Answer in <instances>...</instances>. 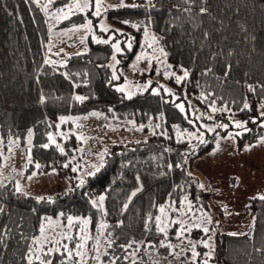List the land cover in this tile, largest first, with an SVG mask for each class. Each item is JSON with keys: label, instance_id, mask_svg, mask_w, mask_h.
<instances>
[{"label": "trees", "instance_id": "obj_1", "mask_svg": "<svg viewBox=\"0 0 264 264\" xmlns=\"http://www.w3.org/2000/svg\"><path fill=\"white\" fill-rule=\"evenodd\" d=\"M72 1L0 0V143L23 144L31 130L27 171L62 170L71 180L70 188L53 199L17 192L12 183L0 185V264H41L45 259L62 264L63 245L75 251L81 242L85 264H110L114 257H119L116 264H157L170 259L179 242V223L166 221V235L157 231L154 218L161 206L169 210L166 218L182 206L204 213L206 219L209 215L207 234L197 227L185 232L194 242L211 236L210 248L197 243V262L211 251L209 264H264V200L251 197L246 203L252 219L249 232L228 233L222 230V211L207 202L212 192L190 171V162L211 149L217 136H235L238 147L264 137V0H149L107 12L120 25L137 24L138 33L143 27L152 30L172 68L188 71L183 81L187 97L180 104L162 93L125 97L115 87L110 45L91 41V36L85 51L66 56L60 64L46 63L49 36L42 7L60 9ZM86 18L74 14L61 25ZM93 112L131 120L141 135L113 143L99 171L84 177L81 186L71 169L80 140L63 135L72 123L61 118ZM69 216L72 227H66ZM52 218L60 221L56 228L61 237L42 241L41 226ZM80 219L88 224L80 225ZM133 241L127 251L120 247ZM54 246L60 251L46 256Z\"/></svg>", "mask_w": 264, "mask_h": 264}, {"label": "rangeland", "instance_id": "obj_2", "mask_svg": "<svg viewBox=\"0 0 264 264\" xmlns=\"http://www.w3.org/2000/svg\"><path fill=\"white\" fill-rule=\"evenodd\" d=\"M148 1L104 0L106 10L100 17L93 15L92 8L85 9L83 12L76 9L74 5L78 0H73L65 7L60 8L64 10L63 12H58V9L47 10L46 7H42L46 16L49 36L46 60L58 64L65 62L66 56L87 49L90 36L91 41L96 43H103L100 41L106 40L111 47L110 68L118 79L115 87L119 91L123 89L121 92L125 97H132L144 92L162 93L174 102L183 103L187 97L183 92L184 80L178 84L175 79V76H183V72H177L172 68L164 50L163 53L160 51L163 48L153 31L143 27L138 33L137 24L130 22L120 25L114 19L109 18L107 14L111 9L122 7V4L123 6H136L147 4ZM69 5L73 6L71 11H69ZM78 13L87 16L84 22L61 25L62 22ZM88 21H91L89 28L80 27ZM128 25L132 27L136 25L133 27L136 30L129 29L126 27ZM103 28H107L108 31H103ZM129 41L131 48L128 47ZM117 42L121 48L120 52H116L112 46ZM136 43L137 46L132 48ZM149 45L152 46L149 47ZM128 52H131L130 56L127 55ZM113 56H115V60H113ZM127 59V64L124 65ZM165 73H175V75L165 76ZM188 108L194 112V107L189 105ZM72 117L74 116L63 117L61 121L72 123L71 126L63 130V135L69 137L72 134L80 140V144L77 146L79 155L73 157L76 162L71 163V169H77L72 174V177L77 181L96 171V167L101 164V157L113 143L141 135L140 127L134 125L131 120L108 118L100 112ZM213 143L214 146L211 149L190 162V171L206 191L212 192L207 202L211 207L217 205L222 211V230L232 234L247 233L251 230L252 219L246 209V203L251 197L264 195V137H259L256 141L242 147H238L236 137L233 135L217 136ZM31 147L32 136L29 138L28 134L23 144L13 141L5 145L0 143V185L12 183L16 189L19 184L21 193L48 199H53L69 189L71 180L68 172L65 173L57 169L45 173L27 171L30 165L28 161L31 160ZM168 211L159 215L165 223L182 221L189 229L195 227L196 224H201L200 228H203L209 219V215L206 219L204 213L193 212L191 208L187 209L185 206L177 209V214L173 218H169V215L166 218ZM53 220L55 219H49L43 226L44 232L40 231L38 237L40 240H53V238L61 237L60 221ZM208 236L210 235H207L206 239ZM190 241L194 242L184 233L178 244L171 250L170 259H161L157 264H165L167 260L168 264H193ZM209 243L212 244L211 240ZM171 253H178V255ZM153 257L157 256L153 254ZM204 259L201 258L200 262L195 260V264H203Z\"/></svg>", "mask_w": 264, "mask_h": 264}, {"label": "snow or ice", "instance_id": "obj_3", "mask_svg": "<svg viewBox=\"0 0 264 264\" xmlns=\"http://www.w3.org/2000/svg\"><path fill=\"white\" fill-rule=\"evenodd\" d=\"M49 2L51 3L52 0H49ZM123 6V4L121 5ZM69 7V11H71L72 7L71 5L68 6ZM74 7L76 9H78L79 11L83 12L85 9H88V8H92L93 9V15L97 16V17H100L102 15V12L106 10V7H105V3H104V0H78V2L74 5ZM58 12H63L64 10L63 9H58L57 10ZM201 11H206V9H201ZM65 18H67V16H65ZM123 23H128V21H124ZM91 26V21H88L86 24L84 25H81L80 27H83L85 29L89 28ZM133 27H136V25H133ZM103 31H108L107 28H103L102 29ZM145 34L147 35V31L145 32ZM156 39V38H154ZM100 42H103V43H107L108 41L104 40V41H100ZM113 48L115 49L116 52H120L121 51V48L119 47V43H114L113 45ZM152 45H149V47H151ZM128 47L131 48V42L129 41L128 43ZM160 51L163 53V49H160ZM115 56H113V60H115ZM137 59L139 60L140 57L138 56ZM46 63H50L51 61H45ZM168 75H175V73H165V76H168ZM188 76V71L187 70H183V76H175V79H176V82L179 84L182 80H184L186 77ZM117 77L114 75L113 76V79H116ZM121 91H123V89H120ZM250 90H254L251 88L250 86ZM155 91V90H154ZM76 100H83L84 98L83 97H80V96H76L75 97ZM179 107H181V109L183 110V106L180 105ZM249 105L247 103L244 104V108H248ZM262 108H264V104L261 105ZM215 110V109H214ZM260 115L262 117H264V112H261ZM63 120V118H61ZM236 123V127L238 128H244V123H241V122H235ZM221 127H227V125H220ZM28 136L29 138L32 136V132L31 130H29L28 132ZM49 139L51 140V136L49 137ZM29 143H30V140H29ZM43 147H48L47 144L43 145ZM61 151H63V149H61ZM102 159V157H101ZM29 163H31V160L29 159L28 161ZM102 166V164H101ZM36 167H40L39 164L36 165ZM64 167H68L67 164L64 165ZM95 167V166H94ZM73 171H76L77 169L76 168H73L72 169ZM96 171H99V167H96ZM90 175H93L94 173H89ZM84 184V180L81 179L80 180V185L82 186ZM201 187H203V185H201ZM16 191L17 192H20L21 191V188L19 186V184H17L16 186ZM133 195H135V193H133ZM256 198H259L261 200H264V195H261L259 197H252V199H256ZM38 199H43L42 197L41 198H38ZM104 200V197L103 196H100L99 197V202H102ZM97 201L96 200H93L92 201V204L94 206L97 205ZM159 212L161 214H164L165 213V208L163 206H161L159 208ZM63 215V214H61ZM210 219V218H209ZM153 218L152 217H149V221H152ZM154 223H155V226L157 228V231L160 232V233H164L166 235L167 233V225L165 224V222L162 220V217L161 216H156L154 218ZM172 223H179L180 224V228L177 230V233H176V236H177V239H180L185 232L187 231H190V229L188 227L185 226V224L182 222V221H172ZM79 224L80 225H87L88 224V220L87 219H80L79 220ZM74 226V221H73V217L69 216L67 217V225L66 227H72ZM195 227L197 228H200L201 227V224H196L194 225ZM103 227H106L105 225H101V228ZM146 229L148 227V225L146 224L145 225ZM203 232L205 234H207L209 232V229L207 227H203L202 228ZM41 233L44 232V227L41 226V229H40ZM79 231L80 232H84L85 229L83 227H80L79 228ZM86 238V235L85 236H81L80 237V240L83 241L84 239ZM66 239H69L71 240L72 237H66ZM211 240V237L208 236L207 239H202L198 242H189L191 244V254H192V260H193V264H195V260H196V257H198L200 255V253L196 252V245L197 243H200L203 245V247L205 248H210V243L209 241ZM135 243V241L133 242H130L126 245H121L120 247L123 248L125 251H127L128 248H131L132 247V244ZM56 245H59V241H56L55 242ZM109 247H111V243H109L108 245ZM166 245L163 243V241L161 242V247H165ZM85 245L83 242L81 243H78L75 245V251L73 249H69L68 248V245L67 244H64L63 245V249H64V261H62V264H67L68 261H72L73 260V257H77L78 259H75L74 260V264H85L84 262V256L86 255V253L84 251H82V249H84ZM167 247L171 248V245H167ZM60 251V248L59 247H52L48 250L47 253H45V255L47 256L48 254H51V253H54V252H59ZM171 254H174V255H178V253H171ZM132 255H135V253H132ZM204 256L206 257L204 260H203V264H209V261L212 259V252L209 251L207 253L204 254ZM96 260H99V256H95L94 257ZM128 257L126 256L125 259H127ZM37 259H40L39 257H37ZM119 257H114L110 264H116V260H118ZM41 264H52V261L51 260H41ZM134 264V262H133Z\"/></svg>", "mask_w": 264, "mask_h": 264}]
</instances>
